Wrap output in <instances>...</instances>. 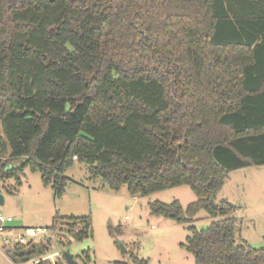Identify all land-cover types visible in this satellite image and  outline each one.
<instances>
[{"label":"trees","instance_id":"1","mask_svg":"<svg viewBox=\"0 0 264 264\" xmlns=\"http://www.w3.org/2000/svg\"><path fill=\"white\" fill-rule=\"evenodd\" d=\"M0 124V180L15 189L30 167L61 198L76 162L134 196L188 185L185 208H149L189 224L194 264H264V247L237 242L238 208L216 202L229 172L264 166V0H0ZM201 209L221 218L198 230ZM67 220L90 236L87 217ZM51 248L8 254L60 264L42 259Z\"/></svg>","mask_w":264,"mask_h":264},{"label":"rangeland","instance_id":"2","mask_svg":"<svg viewBox=\"0 0 264 264\" xmlns=\"http://www.w3.org/2000/svg\"><path fill=\"white\" fill-rule=\"evenodd\" d=\"M20 175L22 183L16 189L14 178L0 180V192L5 198L0 204V213L12 216L14 226L19 229L26 226L50 228L55 222L57 230L50 235L54 263L67 264L62 253L68 251L80 264H133L132 253L144 258L147 264H194L193 254L182 246L189 235V224L155 216L149 208L154 201L171 203L175 200L185 208L197 199L188 185L148 196H134L127 186L119 191L103 187L99 178L90 176L84 163L76 162L66 171L70 179L66 191L57 198L52 187L43 183L39 171L26 167ZM222 199L238 208L237 242H246L254 248L264 247V166L229 172L216 202ZM69 216L87 217L90 236L74 240L69 234ZM220 218H212L201 209L190 225L203 230ZM120 225L121 233L118 232ZM82 227L83 223L77 221L75 230ZM43 238L39 237L37 242ZM9 247L10 244L0 241V264H23L12 261Z\"/></svg>","mask_w":264,"mask_h":264},{"label":"built area","instance_id":"3","mask_svg":"<svg viewBox=\"0 0 264 264\" xmlns=\"http://www.w3.org/2000/svg\"><path fill=\"white\" fill-rule=\"evenodd\" d=\"M77 158L76 156L74 157ZM126 220H129V217L126 216ZM14 218L12 216H6L0 213V241H4L10 246L15 244H28L30 242L38 241L37 239L41 236L44 238L50 236L49 227H35V226H26L21 229L17 228L13 224ZM43 238V239H44ZM55 255L51 254L42 259H51L54 263ZM41 259H37L25 264H37Z\"/></svg>","mask_w":264,"mask_h":264},{"label":"water","instance_id":"4","mask_svg":"<svg viewBox=\"0 0 264 264\" xmlns=\"http://www.w3.org/2000/svg\"><path fill=\"white\" fill-rule=\"evenodd\" d=\"M5 201L4 195L0 192V204H3ZM63 256L65 258V261L67 264H80L75 258L74 256L68 252V251H64L63 252Z\"/></svg>","mask_w":264,"mask_h":264}]
</instances>
